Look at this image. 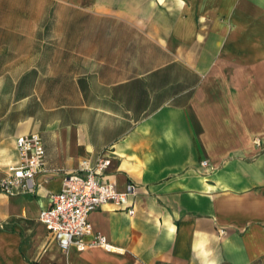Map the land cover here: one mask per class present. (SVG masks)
<instances>
[{
    "label": "crops",
    "instance_id": "obj_1",
    "mask_svg": "<svg viewBox=\"0 0 264 264\" xmlns=\"http://www.w3.org/2000/svg\"><path fill=\"white\" fill-rule=\"evenodd\" d=\"M34 1L59 12L19 73L0 59L31 88L0 112V176L20 135L44 164L33 195L0 194V264H264V0ZM98 156L134 213H89L114 251H63L38 214Z\"/></svg>",
    "mask_w": 264,
    "mask_h": 264
},
{
    "label": "built area",
    "instance_id": "obj_2",
    "mask_svg": "<svg viewBox=\"0 0 264 264\" xmlns=\"http://www.w3.org/2000/svg\"><path fill=\"white\" fill-rule=\"evenodd\" d=\"M15 148L19 160L8 164L0 176V194L33 195L35 175L44 164L42 140L34 133L20 135L15 139ZM109 161L106 156H98L92 164L82 160L77 172L63 177L60 191L50 195V205L39 212L38 221L63 251L70 247L82 251L95 246L114 251L105 236L93 232L89 213L105 204L130 215L134 213L131 198L136 193V186L129 183L124 191H118L105 181L102 172Z\"/></svg>",
    "mask_w": 264,
    "mask_h": 264
},
{
    "label": "rangeland",
    "instance_id": "obj_3",
    "mask_svg": "<svg viewBox=\"0 0 264 264\" xmlns=\"http://www.w3.org/2000/svg\"><path fill=\"white\" fill-rule=\"evenodd\" d=\"M57 10L54 5L34 0H0V59L8 62L9 75L14 76L20 71L22 62L17 63L15 58L24 57L26 63L30 61L38 36L42 46H47L50 42L49 32L55 30V23L50 20L59 12ZM30 90L29 86L14 88L0 85V112L7 109L19 110V97ZM28 107H31L30 102L25 105V108Z\"/></svg>",
    "mask_w": 264,
    "mask_h": 264
}]
</instances>
